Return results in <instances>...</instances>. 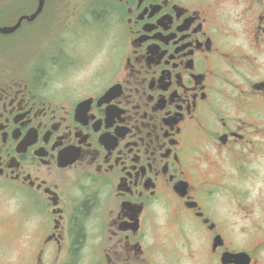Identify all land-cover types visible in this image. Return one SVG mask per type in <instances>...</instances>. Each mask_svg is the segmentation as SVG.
<instances>
[{
    "label": "flooded vegetation",
    "instance_id": "af4514ba",
    "mask_svg": "<svg viewBox=\"0 0 264 264\" xmlns=\"http://www.w3.org/2000/svg\"><path fill=\"white\" fill-rule=\"evenodd\" d=\"M263 150L264 0H44L0 33L26 264H264V200L221 193Z\"/></svg>",
    "mask_w": 264,
    "mask_h": 264
},
{
    "label": "rangeland",
    "instance_id": "374dc122",
    "mask_svg": "<svg viewBox=\"0 0 264 264\" xmlns=\"http://www.w3.org/2000/svg\"><path fill=\"white\" fill-rule=\"evenodd\" d=\"M5 1L8 0H0V2ZM10 17L8 14L9 22ZM236 190H243L244 194L248 193L246 198L250 202L257 199L264 200V150L255 155L246 179L231 184L229 189H223L221 193L230 194ZM18 209L17 203H10L0 197V264H26L33 252L28 247L29 244L26 245L27 231L24 226L15 222L19 219Z\"/></svg>",
    "mask_w": 264,
    "mask_h": 264
},
{
    "label": "water",
    "instance_id": "95a60500",
    "mask_svg": "<svg viewBox=\"0 0 264 264\" xmlns=\"http://www.w3.org/2000/svg\"><path fill=\"white\" fill-rule=\"evenodd\" d=\"M43 4H44V0H38V6L32 14L21 16L17 20V22L13 25H2V26H0V33L7 34V33L14 31L20 25L21 20H23L24 18H29L30 20L33 19L41 11Z\"/></svg>",
    "mask_w": 264,
    "mask_h": 264
},
{
    "label": "trees",
    "instance_id": "16d2710c",
    "mask_svg": "<svg viewBox=\"0 0 264 264\" xmlns=\"http://www.w3.org/2000/svg\"><path fill=\"white\" fill-rule=\"evenodd\" d=\"M11 19V17H10ZM9 23L8 20V10L2 9L0 10V24H7Z\"/></svg>",
    "mask_w": 264,
    "mask_h": 264
}]
</instances>
